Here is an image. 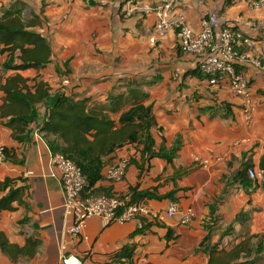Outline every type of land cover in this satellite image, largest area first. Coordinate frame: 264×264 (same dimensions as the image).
I'll list each match as a JSON object with an SVG mask.
<instances>
[{"label":"crops","instance_id":"crops-1","mask_svg":"<svg viewBox=\"0 0 264 264\" xmlns=\"http://www.w3.org/2000/svg\"><path fill=\"white\" fill-rule=\"evenodd\" d=\"M18 1L24 4L25 16H39L35 30L50 40L52 57L41 70H12L2 65L8 54L0 56V86L15 74L41 75L51 92L86 98L91 107L106 110L118 121L129 105L112 111L110 96L126 90L125 80L139 79L148 94L146 104L153 106L158 120L155 147L170 150L178 145L179 150L171 162L153 157L142 172L131 161L134 156L141 163L138 146L127 145L107 159V164L117 157L130 159L125 179H102L97 187L123 193L139 183L141 190L158 197L148 200L152 208L164 210L178 201L195 212L188 224L176 216L140 234L137 220L105 224L98 217L88 220L81 234L69 233L74 218L65 213V193L60 178L52 174L49 144L36 137L47 113L41 104L24 141L14 139L12 129L0 121V144L12 156L0 158V198L11 188L25 186L16 209L0 212V231L20 246L28 237L40 240L37 254L21 258L20 264H59L64 254L78 257L82 264H108L109 254L126 242L137 245L136 264H209L211 248L219 252L216 263L246 241L250 253L242 252L227 264H264V187L249 176L246 181L237 177L248 165L264 169V72L248 63L236 64L250 77L253 111L248 118L244 99L227 79L211 85L194 74L196 58L179 48L177 33L156 34L155 16L128 14L125 0H0V14ZM179 10L196 30L207 13L218 12L224 23L259 40L244 51H264L260 31L252 27L254 22L264 26V9L252 8L248 1L184 0ZM4 96L0 90V104ZM3 263L12 264L0 250Z\"/></svg>","mask_w":264,"mask_h":264},{"label":"trees","instance_id":"trees-1","mask_svg":"<svg viewBox=\"0 0 264 264\" xmlns=\"http://www.w3.org/2000/svg\"><path fill=\"white\" fill-rule=\"evenodd\" d=\"M39 22V16H25L24 4L19 1L0 14V56L8 54V60L2 64L4 68L41 70L51 61L50 40L35 30ZM193 73L206 79L198 66ZM125 86V91L110 96L112 111L129 105L116 121L106 110L91 107L86 98L80 99L77 95L62 91L51 92L49 83L41 75L30 78L15 74L0 86V90L5 93L3 103L0 104V121L12 129L14 139L24 141L30 125L38 117V105L45 104L47 113L38 130L54 152H62L81 168L87 180L85 196L114 195L116 193L102 190L97 184L100 180L107 179L104 169L116 158L109 164L107 159L116 151L131 144L138 146L141 163L134 156L131 161L136 162L143 172L146 162L153 157H162L171 162L179 150L178 145L170 150L155 147L153 129L158 127V120L153 106L146 104L148 94L139 79L125 80ZM159 130L162 131V127H159ZM4 155L12 157L11 150L5 147ZM248 167L249 165L237 173V177L242 181H246L249 176ZM9 182V179L5 181L6 184ZM127 192L138 202L149 203V199L158 198L150 190H141L139 183ZM24 194L25 186L11 188L6 196L0 198V212L15 210L14 203H20ZM152 224L154 223L144 224L138 228L136 234L144 233ZM209 238L207 234L202 246H208ZM39 247V239L28 237L25 245L20 246L12 243L7 235L0 231V250L12 264H20L23 257H34ZM136 249L135 243L126 242L109 254L108 264H136ZM250 251L248 241L242 242L226 255L218 257L215 263L214 255L219 252L213 247L210 250L209 264H227L240 258L242 252L249 254Z\"/></svg>","mask_w":264,"mask_h":264},{"label":"built area","instance_id":"built-area-1","mask_svg":"<svg viewBox=\"0 0 264 264\" xmlns=\"http://www.w3.org/2000/svg\"><path fill=\"white\" fill-rule=\"evenodd\" d=\"M90 2V0H85ZM184 0H153L142 3V0H125L129 5L128 14L142 12L154 15V28L158 35H165L172 30L177 33L178 46L184 53L194 55L202 74L211 85H219L228 80L233 92L244 99L248 118L251 117L250 77L236 68L238 62L251 64L264 72V51L251 55L244 51L246 47H254L259 40L251 38L238 27L224 23L218 12L207 13L200 22V29L191 26L184 11L179 10ZM225 3H240L248 1L252 8L264 9V0H222ZM253 29L260 31L264 42V26L259 22L252 24ZM155 41V37H152ZM176 78H180L178 72ZM36 137L45 140V137L36 131ZM49 146V145H48ZM5 146L0 144V158L4 155ZM52 165V174L60 178L65 193L64 210L68 216L74 218V224L68 232L79 235L85 228L88 220L98 217L105 224L112 222H128L137 220L139 227L152 222L161 224L169 218L178 216L181 224H188L195 216L192 207L184 208L178 201H172L164 210H157L149 203L134 201L128 192L114 195L85 196L87 180L78 164L62 152H54L49 146ZM130 159L117 157L104 171L108 180L121 181L125 179ZM32 173V172H29ZM249 177L261 183L264 187V169L248 168ZM59 264H82L81 260L69 254L61 257Z\"/></svg>","mask_w":264,"mask_h":264},{"label":"rangeland","instance_id":"rangeland-1","mask_svg":"<svg viewBox=\"0 0 264 264\" xmlns=\"http://www.w3.org/2000/svg\"><path fill=\"white\" fill-rule=\"evenodd\" d=\"M3 264H5V263H3Z\"/></svg>","mask_w":264,"mask_h":264}]
</instances>
